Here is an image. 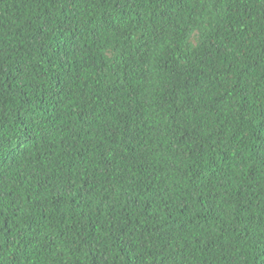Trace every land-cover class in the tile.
<instances>
[{
	"label": "trees",
	"instance_id": "16d2710c",
	"mask_svg": "<svg viewBox=\"0 0 264 264\" xmlns=\"http://www.w3.org/2000/svg\"><path fill=\"white\" fill-rule=\"evenodd\" d=\"M0 264H264V0H0Z\"/></svg>",
	"mask_w": 264,
	"mask_h": 264
}]
</instances>
